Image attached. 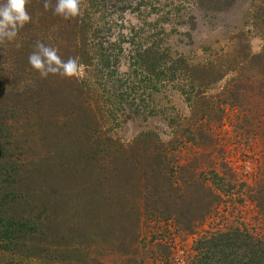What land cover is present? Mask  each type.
I'll return each instance as SVG.
<instances>
[{
  "label": "trees",
  "instance_id": "trees-1",
  "mask_svg": "<svg viewBox=\"0 0 264 264\" xmlns=\"http://www.w3.org/2000/svg\"><path fill=\"white\" fill-rule=\"evenodd\" d=\"M101 2L84 0L81 15L66 20L45 11L44 0H29L31 22L0 44V264H104L114 255L144 264L143 225L193 236L222 197L246 198L264 216V165L251 184H238L221 160L219 170L197 166L220 150L213 127L224 106L264 109V0L250 14L257 52L245 41L250 32L239 31L219 63L196 64L171 54L162 30L138 43L131 28L105 40L113 22L104 26ZM37 41L62 59L78 58L85 75L39 78L28 64ZM229 72L221 91L207 94ZM167 83H179L189 110L168 121L169 140L144 131L124 144L106 133L119 121L155 116L149 104ZM181 147L196 154L181 160ZM155 245L166 259L168 246ZM187 258L184 264H264V241L230 223L198 234Z\"/></svg>",
  "mask_w": 264,
  "mask_h": 264
},
{
  "label": "rangeland",
  "instance_id": "rangeland-1",
  "mask_svg": "<svg viewBox=\"0 0 264 264\" xmlns=\"http://www.w3.org/2000/svg\"><path fill=\"white\" fill-rule=\"evenodd\" d=\"M98 8L104 10L103 21L111 22V31L105 40H113L120 34L127 35L133 30L135 42L146 39L153 33L162 30V45L171 54L185 57L189 63L201 62L219 63L220 58L227 55L232 46L231 36L239 31H249L245 37L248 40L250 50L257 52L260 48V40L251 35V13L258 0H102ZM141 1V2H140ZM213 2L215 5L212 6ZM112 6V7H109ZM126 6L123 12L120 7ZM136 10H133V9ZM100 10V11H101ZM101 13L94 14L99 21ZM107 20V21H106ZM131 28V29H129ZM149 32V33H148ZM110 35V36H109ZM115 37V38H117ZM126 54V45L123 46ZM85 73L82 70L83 77ZM227 73L222 80L207 90V94L213 95L221 91L225 83L232 77ZM179 83H167L164 87H158L153 93L152 101L157 111L155 116L148 119L132 117L125 121H119L116 126H107L106 133L119 140L128 143L133 137L144 131H153L162 141L170 139L172 129L168 121L173 123L188 116L189 110L183 95L177 89ZM138 94L140 91L137 92ZM248 105L240 107L224 106L222 122L213 127L218 148L211 156L203 158L197 164L198 168L206 172L211 166L218 169V161L224 162L236 176L238 184H251L256 172L264 165V133L260 122H263L264 109ZM123 118V116L121 117ZM109 127L111 129H109ZM179 159L187 160L195 155L192 151L179 148ZM208 157V156H207ZM213 162V165H209ZM222 197V201L211 215L196 228L195 235L186 236L167 225L147 223L143 225L140 234L139 249L143 263L146 264H184L187 252L198 234L216 229L224 225L235 223L244 225L254 236L264 241V216L260 215L253 205L243 197ZM237 198H241L240 201ZM171 231V232H170ZM197 233V235H196ZM168 246L169 255L166 259L161 257L155 243ZM155 245V246H154ZM166 260V261H165ZM122 259L114 256H106L104 264H120ZM122 264V263H121Z\"/></svg>",
  "mask_w": 264,
  "mask_h": 264
},
{
  "label": "clouds",
  "instance_id": "clouds-1",
  "mask_svg": "<svg viewBox=\"0 0 264 264\" xmlns=\"http://www.w3.org/2000/svg\"><path fill=\"white\" fill-rule=\"evenodd\" d=\"M29 0H4L0 4V44L12 42L20 29L32 20L27 10ZM84 0H44L45 11L51 10L52 15L63 19L76 18L82 13ZM16 47H20L19 44ZM28 64L31 70L38 73L39 78L46 79L50 75L62 79L79 78L82 75V67L78 58L69 57L62 59L55 47L48 46L37 41L34 50L28 56Z\"/></svg>",
  "mask_w": 264,
  "mask_h": 264
}]
</instances>
